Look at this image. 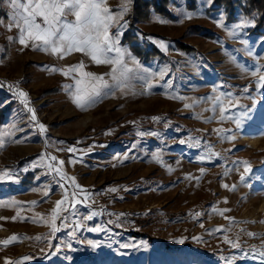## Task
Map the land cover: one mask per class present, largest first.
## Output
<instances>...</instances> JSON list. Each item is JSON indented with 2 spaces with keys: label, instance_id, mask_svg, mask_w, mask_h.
<instances>
[{
  "label": "rangeland",
  "instance_id": "1",
  "mask_svg": "<svg viewBox=\"0 0 264 264\" xmlns=\"http://www.w3.org/2000/svg\"><path fill=\"white\" fill-rule=\"evenodd\" d=\"M171 1L174 20L155 14L136 19L133 0H102L113 17L109 34L120 32L116 46L133 69L118 87L112 64H97L83 52L67 51L66 45L55 54L44 51L48 46L39 41L21 45L12 8L0 0V76L19 79L27 93L22 98L0 84V175L15 173L0 181V264H264V86L258 84L264 36L249 34L253 26L244 21L252 19L239 12L235 23L226 24L221 11L206 15L212 4L203 0H197L193 12L185 9L186 0ZM186 13L193 18H185ZM65 19L75 22L72 14ZM37 22L44 27L42 17ZM194 26L205 33L190 32ZM232 29L236 37H230ZM125 35L135 38L127 43ZM175 42L195 51H181ZM132 45L154 47L166 60L141 62ZM116 57L113 50L100 58ZM78 64L83 68L70 71ZM83 72L102 77L108 87L91 95L97 81ZM77 88L89 93L82 107L72 100ZM29 107L44 133L31 121ZM243 161L251 172L241 182L245 165L234 162ZM31 172L33 178L25 182ZM232 185L235 189L229 190ZM74 192L76 214L61 211L55 223L67 217L66 226L52 236L55 202L62 200V208L70 209ZM92 212L97 215L83 219ZM196 212L202 215L195 217ZM76 223L83 227L76 230ZM13 236L15 241L3 244ZM225 237L243 250L224 243ZM89 241L99 247L93 249ZM57 246L58 254L46 255L57 252Z\"/></svg>",
  "mask_w": 264,
  "mask_h": 264
},
{
  "label": "snow or ice",
  "instance_id": "2",
  "mask_svg": "<svg viewBox=\"0 0 264 264\" xmlns=\"http://www.w3.org/2000/svg\"><path fill=\"white\" fill-rule=\"evenodd\" d=\"M132 0H126L127 4H130ZM204 3H207L211 5L213 3V0H203ZM7 3L11 6L12 12H11V19L14 23L17 24L18 27H20V35H19V43L21 45L27 46L28 40L33 41H39L42 45H46L48 47L44 48V51H48L49 49L53 54L55 53H61L64 51L65 45L67 48V51L71 52L73 50L77 52H83L91 57V59L96 62L97 64L101 63H109L113 65L112 69V80L116 82L117 86L120 87L123 85V82L128 78V73L132 72L133 69L128 68L126 64H124V51L116 46L118 43V38L120 36V32L117 31L115 36H111L109 34L108 28L109 24L112 23L113 17L111 15H107L109 12L108 8H102V0H26V2H23V0H7ZM20 9H23V12L20 11ZM128 11L127 7L123 9V12L126 13ZM103 13V14H102ZM72 14L75 16V22H68L65 18ZM194 14L192 13H186L185 18H193ZM37 17L43 18V24L44 27L41 26L40 23L37 22ZM19 21H23V26L19 24ZM126 21L119 23L118 27L123 28L126 26ZM244 25H252L254 26V23L252 20H245ZM239 28L240 26H236ZM239 33L235 30H229L230 37H236ZM54 37H58V39H54ZM242 43H245L247 46L246 41H242ZM262 44H264V40L261 41ZM161 48H166L167 45L164 42H160ZM115 51L117 53V57L115 59H101L100 57L103 56L106 52H112ZM249 55H252L251 52H249ZM133 63L136 64V61L133 60ZM119 66V67H117ZM139 65L137 64V68ZM83 65L78 64L70 69V71H77L78 69H82ZM55 71V69H53ZM260 72V69H257L256 71L252 72V75L255 77L257 76V73ZM68 73L66 72L65 75ZM85 77H92L97 81L96 84L93 85L91 89V95L98 96L100 94V88H107L108 84L106 81L103 80L102 77H93L92 73L83 72L81 73ZM165 73L162 71L159 73L160 79H164ZM145 83L148 84V88H152L154 85L151 84L150 78L145 77ZM81 81H77V84L79 85ZM258 84L260 86H264V72H260L258 77ZM244 91H247V88L244 89ZM18 95L22 98H26L27 93L21 91L18 93ZM225 96L231 97V93H225ZM89 93L87 90H81L80 88H77L76 93L73 94L72 100L73 103L76 104L78 107H82L84 101L88 98ZM211 99V98H210ZM216 102L223 103L220 100V97H215ZM25 106L27 107V100H24ZM185 107H189V105H185ZM29 112L32 113L31 115V121L36 122L39 130L41 133H44L46 131L45 126L42 123H39L36 118V114L32 108L27 109ZM225 109L221 106L220 112H221V119H224V113ZM154 120H158V117H153ZM237 127L240 126V121H235ZM230 131V130H229ZM224 139L232 140L234 137L227 136L224 137ZM179 143L184 144V140H180ZM197 145L199 142H195ZM68 152H73L74 149L68 148ZM219 155V154H216ZM155 158V157H154ZM43 155L41 156V160H43ZM51 159L55 161L57 158L55 156H52ZM203 159V157H201ZM72 162L71 160L69 161ZM60 164H63V161L59 162ZM234 163H243L244 166V172L240 175V180L243 182L245 180L246 174L251 172V165L248 164L247 161L243 162H234ZM48 168L51 170L52 165L49 164ZM27 171V169H25ZM201 173L204 172V169H200ZM56 172L58 175H61V179H64V176L60 173V170L57 168ZM227 173H225L226 175ZM15 175L14 172H4L3 175H0V181L4 179V176H7L9 179H11ZM72 184L76 186L77 189H80V186L76 184L75 178H72L71 180ZM61 188L64 187L63 184L60 185ZM222 187L229 188L227 184H222ZM235 185H232V187L229 190H234ZM111 191L115 192L116 189H111ZM44 195L47 197L49 195L48 191H45ZM77 193H73L72 197V206L70 209L62 208V204L64 201L58 200L55 202V207L52 209V219L53 223L51 225V235L55 236L57 232L61 230V228L66 226L65 221L67 220V217H64L61 221V224L59 226L56 225L55 221L57 219H60V212L61 211H71L73 216L76 214L75 205L77 203L76 200ZM65 200H67V195L65 194ZM35 204L36 202H32ZM224 213L228 212L229 209H223ZM95 215H97L96 212H92L91 214L84 215V220H91ZM202 213L196 212L195 217H200ZM15 219V218H13ZM228 220L231 221V217H227ZM81 227H83L82 224L76 223L74 224V228L76 230H79ZM200 227L203 228L204 225L200 224ZM91 231H100L99 228H92L89 229ZM218 231H223V229H217ZM69 236L74 235V232H69ZM249 236H253V233H248ZM17 237L13 236L9 238L8 240L3 241L4 245H8L11 241H15ZM36 239H40V237H37ZM195 240H199V237H193ZM181 243L183 241H180ZM224 243L229 244L233 249H240L241 246L234 242L233 240L225 237ZM89 245L96 249L99 247L98 244L89 241ZM129 245H121V247H128ZM50 247H53L50 245ZM43 251V250H41ZM58 254V246H57V252H49L46 255H56ZM262 257H264V251L260 253ZM29 256L23 257V260L27 261L29 260ZM11 264H18V262L13 261Z\"/></svg>",
  "mask_w": 264,
  "mask_h": 264
},
{
  "label": "trees",
  "instance_id": "3",
  "mask_svg": "<svg viewBox=\"0 0 264 264\" xmlns=\"http://www.w3.org/2000/svg\"><path fill=\"white\" fill-rule=\"evenodd\" d=\"M171 2V0H133L131 13L136 19H145L151 14H155L163 19L174 20L170 11ZM197 5V0H186L185 9L193 12L197 9ZM220 11L226 24H233L237 21V12L246 19H252L254 26L249 29L248 33L253 36H264V0H213L212 5L205 10V13L211 15ZM128 19H130L129 16ZM188 30L193 33H205L200 26L190 27ZM134 38V36L129 38L128 35H125L124 42L130 43ZM175 46L181 51L190 53L195 51V48L182 43L175 42ZM131 50L141 62L147 63L154 58L161 61L166 60L165 56L154 47L146 50L145 46L132 45ZM1 114L0 112V120ZM33 176V172L29 173L25 176V182H30Z\"/></svg>",
  "mask_w": 264,
  "mask_h": 264
},
{
  "label": "built area",
  "instance_id": "4",
  "mask_svg": "<svg viewBox=\"0 0 264 264\" xmlns=\"http://www.w3.org/2000/svg\"><path fill=\"white\" fill-rule=\"evenodd\" d=\"M0 84L6 87L10 92L14 94L15 93L17 94L24 89L22 82L19 79L12 76H6V75L0 76ZM29 98L30 97L28 96V99Z\"/></svg>",
  "mask_w": 264,
  "mask_h": 264
}]
</instances>
